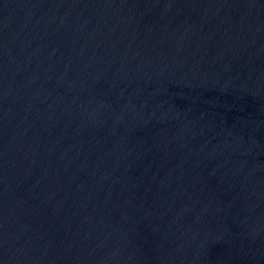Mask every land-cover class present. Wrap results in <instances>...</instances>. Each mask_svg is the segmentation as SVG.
Here are the masks:
<instances>
[{
  "label": "water",
  "instance_id": "obj_1",
  "mask_svg": "<svg viewBox=\"0 0 264 264\" xmlns=\"http://www.w3.org/2000/svg\"><path fill=\"white\" fill-rule=\"evenodd\" d=\"M0 264H264V0H0Z\"/></svg>",
  "mask_w": 264,
  "mask_h": 264
}]
</instances>
